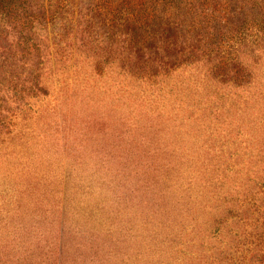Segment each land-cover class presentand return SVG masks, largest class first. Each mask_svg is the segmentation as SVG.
Segmentation results:
<instances>
[{
    "label": "rangeland",
    "instance_id": "obj_1",
    "mask_svg": "<svg viewBox=\"0 0 264 264\" xmlns=\"http://www.w3.org/2000/svg\"><path fill=\"white\" fill-rule=\"evenodd\" d=\"M67 2L70 24L48 12L32 33L20 31L22 39L38 37L31 45L42 36L39 55L22 54V41L11 55L7 34L17 39L19 28L0 23V264H264L261 178L248 184L256 202L236 217H227L236 210L230 204L218 213L205 209L202 195L209 198L211 189L190 179L205 153L210 160L224 155L225 168L237 164L234 148L247 144L245 131L259 137L264 157V99L236 109L252 87L228 82L230 93L225 86L217 92L230 98L217 100L225 110L204 119L209 111L196 107L214 92L209 66H184L186 56L174 54L182 37L175 49L164 44L167 49L151 54L138 45L92 51L84 45L87 34L80 36L86 28L81 0ZM155 148L158 159L150 152ZM241 152L243 186L255 159ZM160 157L175 165L154 172L158 184L147 187L143 173H152L150 164ZM170 179L182 200L169 199L156 213L151 198L157 194L150 190ZM143 194L150 207L141 203ZM251 238L258 240L244 243Z\"/></svg>",
    "mask_w": 264,
    "mask_h": 264
},
{
    "label": "trees",
    "instance_id": "obj_2",
    "mask_svg": "<svg viewBox=\"0 0 264 264\" xmlns=\"http://www.w3.org/2000/svg\"><path fill=\"white\" fill-rule=\"evenodd\" d=\"M45 1L0 0V23L3 26H12L13 29L15 27L19 28L17 39H14L12 34H7L8 37L13 38L8 44L11 55H16L21 41L23 43H21L23 45L22 54L33 52L39 55L42 52L40 49L43 43L42 36L38 39L39 43L31 45L29 43H33L38 37L22 39L21 32L26 30L32 33L35 24L43 25L46 14H49L48 12H50L51 18L57 13L58 16L56 15L54 20L59 18V21H62L63 24L71 23V15L69 17L65 16L70 14L69 12L66 13L68 10L67 0ZM81 4L85 10L82 18L86 28L82 32L85 34L80 36L82 40V38H86L84 35L87 34L88 39H85L84 45L86 49L90 47L89 49L92 51L109 48V52H113V49L118 45L125 48L128 45L131 47L138 45L144 49L142 52L151 54L152 49L155 53L167 49L164 44L175 49L178 45L176 43L177 37H182L183 41L179 44L183 46L178 45L179 50L177 49L174 54L186 56L182 59L184 66L188 67L200 62L209 66L205 70V75L207 74V81H210L209 83L214 87V92H211L206 100L208 102L209 99H214L215 102L210 107L206 101L201 102L202 106L193 103L197 106L196 109L201 112L209 111L207 116L202 113L204 119H210L217 109L221 112L225 110L224 101L219 103L217 100L220 96L224 97L226 101L230 98L227 95H218L217 92L221 91L219 86H225L223 92L230 93L228 85H226L228 82H231V86L237 88L250 87V85L252 87V93H249L248 98L240 102L238 107L235 104L232 105L236 109L240 108L241 103L247 107L251 101L264 99V75L262 76L264 69V0H81ZM56 7L58 12L55 11ZM64 13L66 14L64 15ZM60 14L62 15L59 16ZM97 17L100 18L99 25L93 22ZM88 21H91L93 25L91 23L85 24ZM98 28H102V33ZM172 39L174 41H171ZM150 74L152 77H157L156 74ZM131 75H134V80L141 78L137 73ZM169 76V74L163 75V81L168 80ZM219 76L225 78L221 77L220 81H215ZM226 76L228 77L226 78ZM153 82L155 85L154 80ZM197 83L199 82L195 80L190 82L193 85ZM202 84L206 85L207 83L202 80ZM150 86L153 85L150 84ZM226 117L229 118L230 115H226ZM231 119H234L233 116H231ZM249 132L250 130L243 133L247 139L245 147L237 146V148H234L238 152L237 155H234L239 157L237 164L225 168L223 163L220 162L224 155L214 156L210 160L207 158L208 154L205 153L206 156L200 169L191 171L194 176L190 179L193 182L195 181L194 178H200L201 185L203 187L208 186L211 189L212 195L209 198L205 194L202 195L203 207L208 211L218 213V209H222L225 204H230L236 207V210L229 209L227 217L235 213L234 217H236L241 208L254 204V201L257 200L254 198L256 192L251 190L248 184L253 183L257 186L260 183L256 182L257 176H259V179L261 178L263 182L262 188H264V157H259V153H261V150H258L260 147L259 137ZM204 144L206 148L209 147L206 143H203V146ZM262 147L261 143L260 149ZM243 148L248 151L250 157L255 161L253 164L254 171H250V179L241 189L243 187L240 179L242 172L239 171L240 167L238 166L242 164L240 154ZM145 152H152L153 158H159V151L156 148L150 150V152L145 150ZM215 157L218 161H215ZM156 159L154 163L150 164L153 168L152 173L149 171L148 174L143 173V175H146V180L150 182L147 187L158 184L159 177L153 175L154 172L161 170V168L173 169L175 165L172 159L166 157H160V163H157ZM186 168L188 169V167ZM153 179L155 182L152 181ZM162 185V187H152L154 189L150 190L157 194V197L151 198V205L155 206L154 211L156 213L161 208L168 206L169 199L176 202L182 200L181 193L176 195L178 191L172 187L171 179L168 185ZM263 191L261 189L257 194L263 193ZM158 195H162V198ZM144 197L143 194L141 203H145L150 207L151 205L144 201ZM261 203L264 207V203ZM259 218L264 222V211ZM256 222L262 221L257 218ZM261 224L264 226L263 223ZM252 226L254 229L258 228L256 225ZM263 233L264 231L259 234L263 235ZM245 235L254 234L248 233ZM253 240L251 238V240L244 243L254 244ZM257 240L255 241L257 242ZM260 255L262 260L264 252Z\"/></svg>",
    "mask_w": 264,
    "mask_h": 264
}]
</instances>
